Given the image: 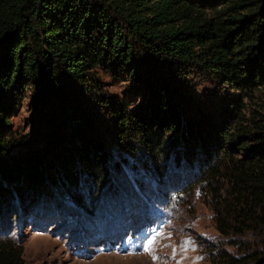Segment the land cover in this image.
Instances as JSON below:
<instances>
[{"label":"trees","instance_id":"1","mask_svg":"<svg viewBox=\"0 0 264 264\" xmlns=\"http://www.w3.org/2000/svg\"><path fill=\"white\" fill-rule=\"evenodd\" d=\"M195 66L241 91L218 120L184 112L183 80ZM99 68L128 75L147 95L142 106L117 109L102 93ZM262 87L264 0H0V211L24 209L42 191L56 198L58 185L81 202L82 174L96 189L105 186L106 143L88 129L95 116L87 106L98 103L112 112L120 142L136 151L127 136L138 137L160 169L166 134L180 132L181 154L191 162L199 154L204 181L225 172L222 233L242 231L249 218L264 226V115H247L243 100ZM27 88L34 126L19 136L10 114ZM237 148L242 156H230ZM256 252L252 260L220 256L233 264L264 261V249ZM23 253L0 239V264H25Z\"/></svg>","mask_w":264,"mask_h":264},{"label":"rangeland","instance_id":"2","mask_svg":"<svg viewBox=\"0 0 264 264\" xmlns=\"http://www.w3.org/2000/svg\"><path fill=\"white\" fill-rule=\"evenodd\" d=\"M121 72L99 68L98 79L102 93L117 104L116 108L131 112L142 106L147 95L140 94ZM183 81L185 114L197 116L201 112V116L218 120L224 115L223 108H229L231 98L241 93L224 86L202 67H192ZM243 100L247 115H264V87L252 88ZM34 106L32 91L27 88L10 114L11 129L19 136L31 134ZM87 108L95 116L89 131L106 143L108 181L97 190L93 178L82 174L77 187L81 202L58 185L53 187L56 198L42 191L27 197L23 203L27 209L14 206L10 211H0V239L22 246L25 264H233L220 255L227 252L252 260L255 251L264 249V226L255 220L246 219L247 226L242 231L232 229L231 235L219 230L218 215L224 208L220 197L229 194V179L222 172L204 181L206 174L200 170L205 164H200L199 154L195 162L181 154L186 143L180 132L173 136L179 141L176 146H172L173 137L166 134L162 148L167 155L162 159L160 153L157 156L163 167L160 169L139 145L138 137L127 136L136 151L120 142L109 109L98 103ZM242 154L237 148L230 156ZM223 216L230 224L238 223V215L225 211ZM249 264L264 261L256 259Z\"/></svg>","mask_w":264,"mask_h":264}]
</instances>
